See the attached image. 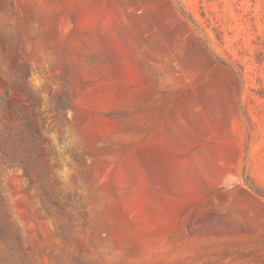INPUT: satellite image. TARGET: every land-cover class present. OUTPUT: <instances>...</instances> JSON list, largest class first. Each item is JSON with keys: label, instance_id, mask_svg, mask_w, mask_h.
Segmentation results:
<instances>
[{"label": "rangeland", "instance_id": "rangeland-1", "mask_svg": "<svg viewBox=\"0 0 264 264\" xmlns=\"http://www.w3.org/2000/svg\"><path fill=\"white\" fill-rule=\"evenodd\" d=\"M8 134L0 264H264V0H0Z\"/></svg>", "mask_w": 264, "mask_h": 264}, {"label": "trees", "instance_id": "trees-1", "mask_svg": "<svg viewBox=\"0 0 264 264\" xmlns=\"http://www.w3.org/2000/svg\"><path fill=\"white\" fill-rule=\"evenodd\" d=\"M18 138L19 140L15 138L13 139L11 134H8L5 137L4 143L0 148V159H2L3 156H6V159L5 161H0V163L6 164L8 168L21 166L24 169V171L27 172L28 159L26 155L21 154V148H22L21 145L24 139L21 136H19ZM0 213H1V209H0Z\"/></svg>", "mask_w": 264, "mask_h": 264}]
</instances>
